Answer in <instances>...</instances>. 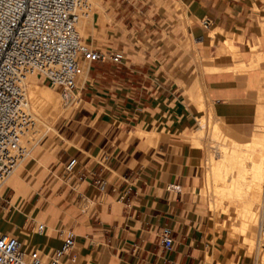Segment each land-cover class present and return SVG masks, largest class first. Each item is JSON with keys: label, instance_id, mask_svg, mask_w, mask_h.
Returning <instances> with one entry per match:
<instances>
[{"label": "crops", "instance_id": "crops-1", "mask_svg": "<svg viewBox=\"0 0 264 264\" xmlns=\"http://www.w3.org/2000/svg\"><path fill=\"white\" fill-rule=\"evenodd\" d=\"M104 3L116 23L94 24L87 43L102 53L121 52L123 59L120 64L87 63V71H79L85 80L78 92L112 126L152 136L146 147L156 133L155 147L142 166L124 172L118 182L104 173L103 194L91 175L98 172L95 163L80 165L83 182L60 176L61 184L53 186V181L40 182V162L29 172L39 156L30 158L20 172L21 177L26 171L21 190L12 182L0 194V232L16 237L26 251L43 254L59 249L72 232L75 244L64 264H208L207 256L212 263L223 260L224 244L200 202L204 152L189 144L190 135L197 133L185 132L199 115V94L213 122L245 137L255 134L257 120L264 119V20L258 23L264 2ZM96 6L100 17L104 9ZM202 20L210 21L207 29ZM168 187L176 190L168 192ZM38 224L44 227L41 233ZM165 226L174 239L169 253L157 236Z\"/></svg>", "mask_w": 264, "mask_h": 264}, {"label": "built area", "instance_id": "built-area-1", "mask_svg": "<svg viewBox=\"0 0 264 264\" xmlns=\"http://www.w3.org/2000/svg\"><path fill=\"white\" fill-rule=\"evenodd\" d=\"M90 15L88 0H0V191L27 163L31 152L25 139L36 127V119L29 107L27 79L42 80L59 94L65 106L71 107L82 102L75 83L81 61L121 63V52L102 53L83 43L77 25ZM209 24V20L201 21L204 29ZM107 161L103 156L95 163L98 172L91 173L97 178L94 186L100 194L107 185ZM61 176L64 180L71 176H77L78 182L84 180L80 163L73 157L63 163ZM258 212L256 243L264 254V195ZM43 229L41 224L36 226L39 233ZM157 236L163 251L171 252L172 230L161 227ZM74 237L68 232L59 249L43 254L37 249L24 250L16 237L0 232V264H64L75 244Z\"/></svg>", "mask_w": 264, "mask_h": 264}, {"label": "rangeland", "instance_id": "rangeland-1", "mask_svg": "<svg viewBox=\"0 0 264 264\" xmlns=\"http://www.w3.org/2000/svg\"><path fill=\"white\" fill-rule=\"evenodd\" d=\"M104 1L105 0H96V2L104 9V13H100V17H98L99 7L95 5L91 7L92 12L90 17L81 21L79 24L78 30L82 41L85 44H88L87 42L92 39L94 32L92 30V26L94 24L116 23L113 18L114 15L112 8L107 7ZM259 1L264 2V0ZM178 9L179 7L175 5V10ZM262 19L264 20V17L258 18L259 25ZM90 20L92 24L90 26L87 25L86 28L83 29L85 26H82V23ZM260 50L261 48L259 47L257 51L260 52ZM79 66L80 69H86L87 71V62H83L79 64ZM84 80L85 79H83L79 73L76 82L77 87H81ZM34 82L37 86L47 89L50 94L52 93L54 96L56 95V97H58L59 104L61 103V106L49 116L47 115L45 118L39 117L41 119H37L38 121H36V124L39 123L37 124L39 127L36 126L34 128V140L31 142L25 140L27 149L31 151L28 160L32 158L35 161L34 157L36 155L39 156V159H36L29 172L35 171L39 162L43 165V168H41V177L39 179L40 182L43 181V183H48L53 181L52 185L54 186L59 181L61 184V181L59 180L61 174L58 173L61 170L63 163H65L71 157L77 159L80 165L85 166L90 163L94 164L96 162H100V159L103 156H107L108 161L104 165L109 171L108 179L111 182L116 183L122 177L124 172H127L129 169H135L139 166H142L144 164L145 156H148L152 153L155 147V141L158 139V135L156 133L152 134L154 137L153 144L146 147L145 143L148 139L147 134L143 133L139 135L137 134L136 129L128 128L126 126H112L111 121L102 119L101 115L97 113L93 106H90L84 102H80L78 105L67 107L61 101L59 94L49 88L45 83H43L42 80L35 78ZM196 101L198 104L197 112H199V115L197 114L194 117L191 127L185 132V134L188 132L197 133L195 135H190L189 144H192L191 147L199 148L204 152L203 164L199 169L200 186H202L200 189V194L203 196L201 197L200 202L202 203L203 208L207 211L206 215L209 218V224L214 234L218 235L220 241L224 244V253H227L226 258L223 260H215V262L212 263V257L207 256L206 261L208 264H256V256L258 254L257 258L259 259L260 255L259 251L257 252L255 246L258 224L257 209L264 195L263 188L262 191L253 187V189H249V193L246 192L247 190L244 191L245 196L242 194V203H245V205L247 204L246 209L243 208L245 207L243 204L241 207L240 204L237 206L236 203L225 206L223 203L219 202L220 198L218 195H227V193L230 191V189L227 188L229 185V179L227 180V177L225 176L224 179L223 176H221L222 178L213 176V181L210 182L208 179V168L214 163L221 162L219 161L218 157L222 155V150L219 147L224 144L226 136H234L235 138L238 137L237 139L239 140L242 135H234L233 132L229 134L230 132H228L227 129L224 130L225 134L221 131L213 132L211 130V126L213 125V117L209 111V105L204 104L203 97L199 94L196 98ZM199 119L201 120L198 126L197 121ZM206 119H208V121H206ZM40 123H42V125ZM218 123L221 124L222 122ZM220 124L218 125L220 126ZM262 128L264 131V124ZM244 134L248 135L249 132ZM213 135H216V140ZM242 138L245 139L244 137ZM242 138L240 140H242ZM211 139L215 141L212 142ZM34 161L31 162L33 163ZM22 167L23 165L8 181L9 184L14 182L17 187L16 191L20 189L22 183L21 177L24 178L26 175V171H22L20 177ZM28 178L29 177L26 178L24 185H28ZM217 178L219 181L216 180ZM220 179H222V181ZM243 182L244 184H251L248 183V179H246V181L243 180ZM221 187L223 188L221 189L223 193L220 191ZM2 191L3 189L0 191V194ZM249 199L254 201H250ZM222 201L225 202L224 199ZM250 203L252 205H250ZM242 208L243 210L252 212L253 217L251 221L244 223L245 225H243V219L238 216L240 214L238 210ZM250 209H252V211Z\"/></svg>", "mask_w": 264, "mask_h": 264}, {"label": "bare ground", "instance_id": "bare-ground-1", "mask_svg": "<svg viewBox=\"0 0 264 264\" xmlns=\"http://www.w3.org/2000/svg\"><path fill=\"white\" fill-rule=\"evenodd\" d=\"M88 1L90 4V7H93V6L98 4L96 2V0H88ZM99 11H100V9H99ZM91 12H92V8H91ZM79 24L77 25V32L80 35L79 30H78ZM91 24H92L91 20L85 21L84 23H82V26H85L83 29H85L87 25L90 26ZM79 71H80V68H79ZM79 71H78V74L76 76V82H77V77L79 75ZM34 80H35L34 77L27 79L26 93H27V97H28V101H29L30 110L34 114L36 121H38L37 119L39 117L45 118V116H47V115L49 116L51 113H53L55 110H57L61 106V103L59 104L58 97H56V95L54 96L52 93L50 94V92L47 89L37 86L36 83L34 82ZM263 103H264V101H263ZM260 117H262V116H260ZM44 118H42V119H44ZM39 119H41V118H39ZM39 122H40V120H39ZM37 124H39V123H37ZM37 124H36V126H37ZM40 124L42 125V123H40ZM212 124L213 125L211 126V130L213 132L214 131L215 132L221 131L224 133L225 132L224 130L227 129L225 125L222 126V124H220V126H219L218 123L216 124V122H212ZM263 124H264V119H258L256 122L255 134L251 137L241 136V138L242 137L245 138V139L242 138V140H240L241 138H239V140H238L237 139L238 137L235 138L234 136H232L233 137L232 138V137H227L225 135L226 139L224 141V144H222L221 147H219L222 150V152L220 150L222 155L218 157L219 161H221V162L214 163V164L210 165V167L208 168V172H209L208 173V176H209L208 179L210 180V182L213 181V179H212L213 176H216V177L223 176V179L225 176V177H227V180L229 179L228 187L226 185V187L230 189V191L228 192L229 195L227 192H226L227 195H221V196L218 195L220 198L219 202L223 203L225 206H229L231 204L236 203L237 206H238V204H240V207L243 204L245 206L243 208L246 209L247 204L245 205V203H242V201H243L242 194L244 195V191L247 190L246 192H248V191H250L249 189H251L253 187V188H256L257 190H261V191L263 188V192H264V131L262 130ZM37 127H39V126H37ZM34 130L35 129H33V131L27 135L25 140H28L29 142L34 140V136H35ZM228 132H230V131L228 130ZM229 134H231V132ZM235 134L236 133H234V135ZM147 136H148V138L152 137L149 135H147ZM228 136H230V135H228ZM213 137L216 140V135H213ZM215 140L211 139L212 142ZM151 142H152V140H151ZM153 142H154V140H153ZM148 143H149V141H148ZM210 162H212V161H210ZM17 170H16V172H17ZM14 174H13V176H14ZM246 179H248V181H249L248 183H251V184H246V183L244 184L243 180L246 181ZM216 180L219 181L218 178ZM220 180L222 181V179H220ZM219 185H221V184H219ZM221 189H223V188L221 187L220 191H221ZM224 191H226V190H224ZM221 193H223V191H221ZM223 199L225 200V202L222 201ZM250 201H254V200H250ZM251 203H253V202H251ZM251 203H250V205H252ZM248 206H249V204H248ZM243 208L238 210V212L240 213L238 216L243 219V225H245L244 223L251 221V219L253 217H252V212H249L247 210H243ZM250 210L252 211V209H250ZM258 219H259V212H258ZM256 240H257V238H256ZM255 246H256L257 252L259 251V253H260L259 259L257 258L258 254L256 256V264H264V254L258 248L256 241H255ZM24 250H26V248H24Z\"/></svg>", "mask_w": 264, "mask_h": 264}]
</instances>
